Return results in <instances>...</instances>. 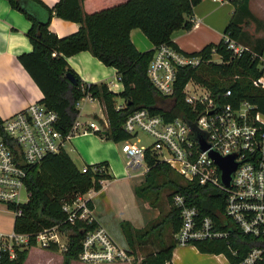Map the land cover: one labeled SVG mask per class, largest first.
<instances>
[{"label": "trees", "instance_id": "16d2710c", "mask_svg": "<svg viewBox=\"0 0 264 264\" xmlns=\"http://www.w3.org/2000/svg\"><path fill=\"white\" fill-rule=\"evenodd\" d=\"M7 1L31 22L26 35L32 51L20 55L18 60L42 91V103L59 115V129L63 133H68L78 119V103L91 95L103 103L109 122L106 134L99 135L115 143L128 141L133 136L127 134L123 126L135 111L146 109L167 121L183 114L189 116L191 112L185 101L184 89L192 81L208 86L220 98L230 90L232 97L228 101H248L264 115V85L257 82L264 73L260 59L264 55V37L252 40L244 30L245 20L257 21L249 10V0H233L235 13L224 35L246 46L249 51L229 64L209 63L197 68H180L172 96H163L154 87L148 77V68L159 46L170 45L179 50L173 42V34L192 29L194 9L203 0H59L53 8L41 0ZM53 17L77 23L80 28L61 38L50 29ZM134 29H140L155 48L140 52L130 37ZM213 49L224 56V60H229L224 39L189 55L209 60ZM82 51H89L104 65L115 68L124 87L123 92L115 94L103 83L84 84L67 62L68 57ZM204 69L219 74V79H203L200 70ZM67 74H72L78 84L74 85ZM117 98L124 100L121 108L117 107ZM98 120L101 121L100 118ZM145 162L149 170L136 193L145 201L147 208L159 209V217L142 230L134 229L130 223H121V228L131 246L135 243L139 247L156 245L157 249L148 252L137 264H173V252L177 247L174 236L181 227L180 211L173 205L174 195H183L189 205L199 209L202 217L209 216L217 221L223 212L224 197L212 186L185 182L176 173L181 181L150 148L146 151ZM99 164L105 168V173L92 170L83 173L62 151L31 167L26 181L29 201L22 206L23 215L15 218L14 230L36 233L59 225L69 241L63 254V264L77 261L81 241L90 228L81 222L69 224L63 205L72 203L77 195L86 194L92 188L101 190L100 181L114 178L108 163ZM164 186L171 188L168 195L170 209L161 218L163 211L158 203ZM195 247L204 254H225L235 264L225 242L205 241L196 243ZM46 250L58 252L59 248L51 245ZM28 255L29 250H24L13 260L5 256L1 264H24Z\"/></svg>", "mask_w": 264, "mask_h": 264}, {"label": "built area", "instance_id": "2783aa9c", "mask_svg": "<svg viewBox=\"0 0 264 264\" xmlns=\"http://www.w3.org/2000/svg\"><path fill=\"white\" fill-rule=\"evenodd\" d=\"M211 1L218 4L233 2ZM192 22L194 26V18ZM223 39L229 54L227 61L216 49L212 50L210 59L205 60L170 45L159 46L148 68L151 83L163 96H172L180 68L229 64L249 51L228 36ZM260 59L264 71V55ZM257 82L264 85V73ZM188 86L184 94L190 107L189 116L183 114L167 121L161 115L142 109L127 118L123 126L127 134L135 137L146 133L154 141L146 148L132 144L133 138L122 143V152L127 158V176L139 171L148 172L145 155L150 148L185 182L212 186L224 197V208L218 221L209 216L202 217L199 209L189 205L183 195H174L173 205L180 211L181 219V227L174 236L177 246H195L205 241L225 242L235 264H264V115L248 101H228L232 97L230 90L220 98L211 91L200 93L194 88L189 91ZM84 99L89 103L97 101L91 95L81 101ZM100 120L102 122L83 123L78 117L72 129L63 133L59 129V115L43 103H32L11 117L0 119V204H6L15 218L21 217L22 206L27 204L21 202V194L24 191L30 197L26 186L28 170L47 157L65 151L75 135L105 133L109 127L108 119L102 116ZM202 143L208 147L206 151H202ZM212 153L221 158L236 157L237 167L230 186L222 182V171ZM90 170L105 173L101 164L81 169L83 173ZM104 183V180L100 181L102 187ZM97 192L92 188L86 194L77 195L72 203L63 205L69 224L81 222L90 228L81 241L78 260L87 264H137L139 261L134 253L123 249L99 224L92 206L93 195ZM61 235L66 238L67 245L61 243ZM51 245L61 246L65 252L68 249V236L59 225L36 233L13 230L1 234L0 264L5 256L13 260L24 250L36 246L47 249Z\"/></svg>", "mask_w": 264, "mask_h": 264}, {"label": "crops", "instance_id": "0c3cea01", "mask_svg": "<svg viewBox=\"0 0 264 264\" xmlns=\"http://www.w3.org/2000/svg\"><path fill=\"white\" fill-rule=\"evenodd\" d=\"M58 1L41 0L49 8H53ZM249 10L257 21L250 20L248 23L245 20L244 30L248 32L252 40L261 39L264 37V0H249ZM234 13L235 8L232 3L218 4L211 0H203L194 9L195 24L192 29L185 30V33H181L182 30L175 32L173 42L181 52L186 54L201 51L211 43L217 44L223 39ZM249 26L251 33L248 31ZM30 28L31 22L24 14L13 9L7 0H0V119L11 117L32 103H42L44 99L42 91L18 60L20 55L32 51V45L26 35ZM79 28V24L58 17H53L50 25L51 31L61 38L77 32ZM197 32L200 34L199 45H189L188 41ZM213 34L221 38L212 37ZM254 34H257V37H253ZM130 37L140 52L155 48L140 29L132 30ZM214 38L217 40L214 41ZM67 62L84 84L103 83L115 94L123 92L124 87L118 77L117 70L104 65L89 51H82L68 57ZM97 101L99 102V100ZM116 102L117 107L124 105V100L121 98H117ZM93 114L98 113L94 112ZM82 117L81 113L80 120ZM81 121L87 123L91 120ZM102 139L92 132L75 135L67 144V147H70L69 151L75 156L68 154L67 147L65 152L77 167L76 160L78 158L83 162V167L108 163L110 173L114 178L105 181L102 189L93 195L92 206L99 224L114 239L112 222H116L117 226H121V223H130L134 229L142 230L159 217L160 211L157 208H147L145 201L137 195L136 189L144 183L146 173L139 171L133 173L132 176H127L126 156L120 149L122 143L115 144ZM129 246L128 248H130ZM128 248L124 249L132 252V248ZM50 253L54 254L55 252L50 251ZM189 255L198 257V260L211 257L221 261L220 259L223 258L225 264H233L225 254H204L191 245L177 246L173 252L172 263L190 264L186 259ZM62 261L63 257L60 258V263Z\"/></svg>", "mask_w": 264, "mask_h": 264}, {"label": "rangeland", "instance_id": "374dc122", "mask_svg": "<svg viewBox=\"0 0 264 264\" xmlns=\"http://www.w3.org/2000/svg\"><path fill=\"white\" fill-rule=\"evenodd\" d=\"M229 5H231V4H229ZM250 28L251 27L249 26L248 27L249 33L252 32V31H250ZM185 32H186L185 30L181 31V33H185ZM199 36H200V34L198 32L193 34L191 39L188 41V44L191 46H193L194 44L199 45V40H198ZM212 37L221 38L220 36H217L215 34H213ZM253 37H257V34H254ZM213 40L215 41L217 39L214 38ZM262 66H263V64L261 65V68H263ZM200 75L202 76L203 79H206L208 81L211 78L212 79H214V78L219 79V76H220L219 74H217L215 72H210L208 70L205 71V69L200 70ZM236 78H237V76L235 77V79ZM230 79H232V81H233L234 77L231 76ZM192 88H194V90H196V92H200V93L205 92V91H211L212 92V90L208 86H206L202 83H198L196 81L195 82L192 81L189 83L188 90L191 91ZM99 102L96 101L94 103H89L86 99L81 101L79 107H77L79 112H80L79 117L81 116V113L83 116L81 118V120H83V121H85V120H87V121H90V120L99 121L98 119L102 118V114L105 117V119H107L105 107L101 101H99ZM102 109H103V111H102ZM94 112H96L98 114L95 115V114H93ZM88 115H90V116H88ZM101 122H102V120H101ZM97 135L100 139H102V137L99 134H97ZM102 140L115 143L114 141L108 140V139H102ZM153 142H154L153 139L149 135H147L146 133H140L139 135L133 137V140L131 141L132 144L137 145L139 147H143V148L150 147L153 144ZM115 144H119V143H115ZM69 148L70 147L68 146L67 147L68 154L70 153L71 156H75L74 153L69 151ZM120 149L122 152V148H120ZM126 161H127V159L125 158V164H126ZM76 164H78L79 169H82L83 162L79 158H78V160H76ZM175 175L177 176L178 179L183 181L181 179L182 177L180 178L176 174V172H175ZM170 193H171V188L169 186H164L160 192V201L158 203V205H159L158 207H160L161 210L163 211L161 218L170 209V203H169V199H168V195ZM28 199H29V195L23 191L21 194V198H20L21 202L27 203ZM154 209H156V208H154ZM14 221H15L14 213L8 208V206L6 204H0V235L11 233L14 230ZM115 223L112 222V225H111L114 239L117 241L118 244H120L124 248L125 247L128 248V245H130V244H129L128 240L125 238L124 234H122L123 231H122L121 226L120 225L117 226ZM61 236H62L61 243L67 245L66 238L63 235H61ZM129 247L132 248V252L134 253V255L138 261H141V259L143 257H145V255L148 252L154 251L157 249L156 245L139 247L138 244H136V243H135L134 247H132L131 245ZM130 248H128V249H130ZM64 253H65V251L62 249L61 246H59L58 252H55L54 254H52V253H50V251L43 249V248H40L38 246L32 247L29 250L28 258L24 264H63V261H62V263H60V258L63 257ZM53 255H56V256H53ZM186 259H187V262L190 264H225L226 263L223 258L220 259L221 261H217L211 257L210 258H204L203 260H198L199 259L198 257H194V256L189 255L186 257ZM71 264H87V263H83V262L77 260V261H72Z\"/></svg>", "mask_w": 264, "mask_h": 264}, {"label": "water", "instance_id": "95a60500", "mask_svg": "<svg viewBox=\"0 0 264 264\" xmlns=\"http://www.w3.org/2000/svg\"><path fill=\"white\" fill-rule=\"evenodd\" d=\"M67 77L74 85L78 84V81L75 79V77L72 74H67ZM207 148L208 147L202 143V151H206ZM211 156L212 158L215 159L216 164L219 166V168L222 171V182L224 183L225 186H230V183L233 178V173L237 167V164L234 162L236 157L232 156L229 158H221L215 153H212Z\"/></svg>", "mask_w": 264, "mask_h": 264}]
</instances>
